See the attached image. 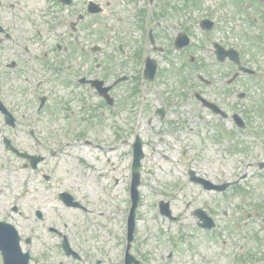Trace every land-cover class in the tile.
Here are the masks:
<instances>
[{
    "label": "rangeland",
    "instance_id": "obj_1",
    "mask_svg": "<svg viewBox=\"0 0 264 264\" xmlns=\"http://www.w3.org/2000/svg\"><path fill=\"white\" fill-rule=\"evenodd\" d=\"M93 1L101 5L103 12L97 17H87L80 24L75 38H80L88 46L99 45L107 59H113L110 63L115 73L130 78L112 91L115 98L112 108L114 114L108 107H96L99 102L96 97H92L95 102L92 106L95 108L87 111L81 110L79 101L73 100L68 103L71 119H65L67 124L70 123L69 127L74 125L73 129L63 131L64 118H58L56 132L60 134L61 140L83 132L90 137L103 138L106 142L118 139L115 134L119 128L125 132V143L109 152L99 151L94 144L84 145L81 140H71L69 145L63 144L62 148L66 152L59 154L56 166L61 187L75 193L91 211L81 212L60 205L58 212L46 215L45 219L47 223L63 228L75 244L82 246L81 251H86L91 258L86 260V264H93L97 258H102L101 264H121L129 209L130 144L134 138L132 125L137 110L131 88L137 66L132 62L124 65L115 47L116 42L121 39L130 51H134L138 39L134 25L137 18L136 7L139 5L134 6L131 0ZM231 1L199 0L197 6L192 5L187 9L183 7L182 0H156L152 5L156 11L157 7L160 10L164 8L167 13L166 17L157 16L160 17V22L169 26L167 30L161 28L162 34L158 32L161 40H164L163 36L166 34L173 35L179 26H186L193 43L189 52L198 59L190 64L186 56V60L182 62L177 52L171 51L170 55L152 54L158 65L156 76L158 69L167 70V74L173 72V75L164 78L158 76V84L170 93L169 97L173 95L178 100L165 101L150 90L149 108L143 118L141 115L142 120L140 119L137 129L144 140V157L139 168L140 200L134 218V238L130 253L137 259L143 258L139 264H233L229 255L235 252L238 244H243L246 251H251L255 258L264 257V170L258 173L256 167L249 169L244 180L235 186H229L223 192L205 190L188 179V170L193 169L198 176L213 183L233 181L242 173L243 162L250 156L249 152L255 151V139L252 140L247 134L228 136L223 133L219 123L229 128L226 131H233L230 121L219 120L211 111L200 106L193 95L194 92H199L208 99L220 100L225 111H229L231 104L236 102L235 96L231 98L221 95L222 86L215 85L212 78L216 74L213 71L215 62L212 41L236 38L241 43V36L232 34L231 31L238 24L242 25L243 13L233 3L231 5ZM2 2L0 22L21 44L38 53L43 49L54 48L52 46L55 43L61 49L74 44V40L67 35L66 23L78 11L84 13L87 0H73L70 6H63L53 0ZM220 3L222 5L213 10ZM140 6H143V2ZM223 14H232L233 19L220 21L218 27L214 26L210 31L200 28L199 20L204 15L214 18V15ZM254 29L258 28L246 31L242 25L239 30L243 34ZM36 31L38 35L35 34ZM107 37H110V42ZM7 45L13 49L12 57L29 59V56L22 54L21 47L9 41ZM8 52L9 49H6V53ZM245 55L251 64H264V54ZM180 68L183 80L174 74ZM119 69L124 72L121 73ZM115 73L107 72L108 82L116 77ZM198 73L209 79L212 85L200 83L196 78ZM245 84V80H240L233 88L246 87ZM43 88L50 94V98H57L63 104L70 101V92L77 90L61 84L45 85ZM248 89L253 97L241 100L244 104L254 102L259 93L256 88ZM52 91L57 96L54 97ZM124 100L125 104L122 105ZM51 103H54L52 99ZM159 108L164 109V117L159 119L156 114L148 120L147 113ZM42 125L45 133L53 131L52 122L47 116L42 118ZM53 161L56 162L55 159ZM114 182L115 186L112 187L111 183ZM161 200L168 202L172 216L177 219L171 220L159 214L157 203ZM53 203L57 205L58 201L55 199ZM256 204H261L259 213L254 210ZM198 208L211 212L216 219V231L205 230L197 225L198 219L194 212ZM26 224L28 227L32 226L31 222ZM40 240L57 245L53 237L41 236ZM40 240L36 243L38 247ZM72 263L73 261L64 262Z\"/></svg>",
    "mask_w": 264,
    "mask_h": 264
},
{
    "label": "flooded vegetation",
    "instance_id": "obj_2",
    "mask_svg": "<svg viewBox=\"0 0 264 264\" xmlns=\"http://www.w3.org/2000/svg\"><path fill=\"white\" fill-rule=\"evenodd\" d=\"M137 3L139 6L136 8L140 9L141 0H138ZM232 3L237 10L242 11L244 19L241 23L246 31H250L254 27L258 28L242 34L239 30L242 25L238 24L231 31L232 34L250 39L245 43V47L238 43L240 51L244 55H251V51L247 49L250 48L259 54H264V1L232 0L231 5ZM138 9L134 25L138 39H136L134 51L128 52L126 47H122L119 52V58L124 65L127 66L132 62L139 68V72L134 77L135 84L139 80L143 55L152 57L154 53L164 55L173 50L174 53H178L182 62L186 60L185 56L188 58L189 55L188 47L174 51L175 35L179 31H186L184 27L179 26L178 31L171 36L164 32L166 35L163 36L164 40L162 41L160 35L155 34L156 27H159L157 22L152 26V40H148L149 49L147 52H143V40L139 38L141 29L138 25ZM253 14L256 16L254 17ZM224 19L230 21L233 18ZM77 33L71 37L74 44L62 49L49 48L38 51V53L34 51L28 53V48L23 49L22 54L29 56V59L14 58L12 57L13 49L4 44L0 47V241L9 239L8 241L12 242V232L8 229V226L12 225L16 236H18L21 253L29 254V264H62L60 259L61 240L58 238L57 245L50 241L40 240V237L44 236L42 223L45 216L59 211L61 180L57 176L58 162L53 161L57 158L60 148V135L56 132L58 130L55 127L58 116L62 112L70 111L68 103L73 100L79 101L80 109L83 111L92 109V107L85 106L92 97L99 100L97 104L99 108L107 107L105 96L103 94L100 96L99 90L92 88L87 80L99 79L103 87H109L103 93L111 96L115 103L112 91L120 84L117 79L123 78V82H127L130 78L124 74H115L116 77L108 82L107 72L114 73V71L105 69L109 58L107 59L106 55L102 53L101 48L92 51L91 46H82L79 38H75ZM1 35L4 38H7L8 35L3 30L0 31V42H3L5 39ZM221 45L225 48L231 47L229 43ZM6 49H9L8 53H6ZM97 55H101V58H98ZM214 62L213 71L216 72L212 76L214 84L222 86L221 95H228L231 98L235 96L236 102L231 104L228 113L223 110L221 102L217 104L227 116L225 113L221 114L219 110L213 112L201 106L211 111L219 120L229 119L237 131L252 130L258 134L254 144L255 151H251L249 154H252L259 173L264 170V137L262 136L264 134V64H251L245 61L241 70L228 59L220 62L214 56ZM245 67L253 71L248 72ZM158 76L161 77V71ZM83 78L86 80L80 81ZM240 80L246 81L244 88L248 95H240L235 91L236 87L233 88L234 84ZM52 84H61L65 87L73 86L77 90L70 92V101L62 105L57 98H50V94L44 91L43 86ZM202 84L204 85V83ZM251 87L256 88L259 93L256 94L254 102L244 104L241 100L253 97L248 89ZM52 95L57 96L54 91H52ZM51 99L54 103H51ZM44 116H47L52 122L53 131L45 133L42 125ZM237 118L240 121L237 122ZM258 177L262 176L258 175ZM55 199L58 201L57 205L53 203ZM27 222H31L32 226L28 227ZM50 228L52 227H48L50 232H55L60 236L59 231H53ZM39 240L40 247L36 245ZM70 259L73 260L72 264L82 263L81 260ZM101 263V260L95 259L93 264Z\"/></svg>",
    "mask_w": 264,
    "mask_h": 264
},
{
    "label": "water",
    "instance_id": "obj_3",
    "mask_svg": "<svg viewBox=\"0 0 264 264\" xmlns=\"http://www.w3.org/2000/svg\"><path fill=\"white\" fill-rule=\"evenodd\" d=\"M138 175L135 171V181H134V184L136 185L137 182H138V179H137ZM6 253H8V251L6 250L5 252V255H7ZM6 264H16L14 261H11V259L9 258V255L6 256Z\"/></svg>",
    "mask_w": 264,
    "mask_h": 264
}]
</instances>
